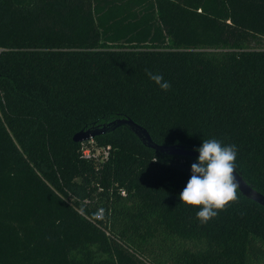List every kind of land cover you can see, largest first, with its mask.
<instances>
[{"label":"trees","instance_id":"trees-1","mask_svg":"<svg viewBox=\"0 0 264 264\" xmlns=\"http://www.w3.org/2000/svg\"><path fill=\"white\" fill-rule=\"evenodd\" d=\"M120 117L235 145L264 193V0H0V264H264L263 204L181 203L198 156L126 125L84 155L74 134Z\"/></svg>","mask_w":264,"mask_h":264},{"label":"clouds","instance_id":"clouds-1","mask_svg":"<svg viewBox=\"0 0 264 264\" xmlns=\"http://www.w3.org/2000/svg\"><path fill=\"white\" fill-rule=\"evenodd\" d=\"M149 79L167 91L171 85L162 74L145 70ZM197 161L191 164V176L179 193L181 203L198 206L196 218L207 223L220 211L239 200V183L236 179L237 149L235 145H223L217 139H204L198 149ZM103 219V209L96 214Z\"/></svg>","mask_w":264,"mask_h":264},{"label":"water","instance_id":"water-1","mask_svg":"<svg viewBox=\"0 0 264 264\" xmlns=\"http://www.w3.org/2000/svg\"><path fill=\"white\" fill-rule=\"evenodd\" d=\"M119 125H126L131 128V130L137 135L139 139L147 146L153 147L158 151L167 153V154H180V155H191V156H198L199 153L195 149L198 147H188L185 145H178V144H161L156 142L152 135L150 134L149 130L143 126L142 124L138 123L131 117H120L117 119L112 120L111 122L103 125H98L96 127H90L87 129H81L77 131L73 139L75 141L85 142L89 140L91 137L96 136L97 134H101L107 131H111L118 127ZM236 179L240 185L239 189L241 192L253 198L254 200L260 202L264 205V193L255 188L251 185L242 175L240 171L237 170L235 172Z\"/></svg>","mask_w":264,"mask_h":264},{"label":"built area","instance_id":"built-area-1","mask_svg":"<svg viewBox=\"0 0 264 264\" xmlns=\"http://www.w3.org/2000/svg\"><path fill=\"white\" fill-rule=\"evenodd\" d=\"M88 142L91 144L90 146H89V143H87V141H86V143L84 142V146H83V153H84V155H85V156H88V157H90V156H91V157H92V156H94V157H99L96 153H94V152L92 151V146L95 145L94 138L91 137V138L88 140ZM108 149H109L108 146H102V150H103L102 155H103V156H106V155H107V153H108Z\"/></svg>","mask_w":264,"mask_h":264},{"label":"rangeland","instance_id":"rangeland-1","mask_svg":"<svg viewBox=\"0 0 264 264\" xmlns=\"http://www.w3.org/2000/svg\"><path fill=\"white\" fill-rule=\"evenodd\" d=\"M90 145L91 144L89 143V146ZM92 151L94 153H96L98 156H102V153H103L102 147L100 145H98L97 142L94 146H92Z\"/></svg>","mask_w":264,"mask_h":264}]
</instances>
